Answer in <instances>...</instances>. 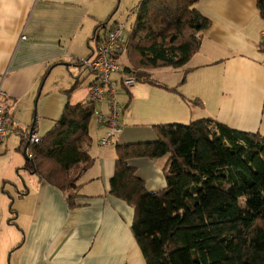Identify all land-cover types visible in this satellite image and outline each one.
Returning a JSON list of instances; mask_svg holds the SVG:
<instances>
[{
    "label": "crops",
    "instance_id": "1",
    "mask_svg": "<svg viewBox=\"0 0 264 264\" xmlns=\"http://www.w3.org/2000/svg\"><path fill=\"white\" fill-rule=\"evenodd\" d=\"M106 6L105 0H0V89L11 128L32 127L41 139L67 102L88 103L93 76H85L84 99L75 98L84 75L67 67L88 56V39ZM195 8L209 24L199 33L200 48L173 68L176 80L165 83L178 84L187 69L178 94L133 86V103L126 116L121 110L120 132L107 145L101 144L107 128L90 119L86 150L93 162L78 172L74 207L58 188L23 169L27 140L6 136L0 146V264H146L131 229L134 206L110 191L115 145L154 141L153 124L204 117L264 133V0H197ZM110 77L117 83V75ZM76 78L81 83L68 94ZM127 162L146 190L166 187V157Z\"/></svg>",
    "mask_w": 264,
    "mask_h": 264
},
{
    "label": "trees",
    "instance_id": "2",
    "mask_svg": "<svg viewBox=\"0 0 264 264\" xmlns=\"http://www.w3.org/2000/svg\"><path fill=\"white\" fill-rule=\"evenodd\" d=\"M196 2L140 0L129 27L127 20L110 21V14L94 26L86 58L119 28L122 50L114 54L117 71L110 76L117 75L119 84L122 75H130L134 83L178 94L187 69L171 86L153 78L147 69L180 68L200 48L199 33L209 21L195 8ZM122 55L127 62L121 64ZM81 60L74 65L83 66L86 77L93 76L91 88L97 74ZM85 76L81 75L82 81ZM78 79L68 94L79 87ZM130 90L122 110L129 104ZM94 106L90 98L88 103L67 102L56 124L38 143L27 146L29 159L23 169L63 192L69 207L76 204L79 170L93 162L86 146L91 141L88 127ZM152 128L154 141L115 145L110 181L111 193L134 206L131 229L146 264H264V135L211 117L162 122ZM164 156L166 187L148 191L127 161Z\"/></svg>",
    "mask_w": 264,
    "mask_h": 264
},
{
    "label": "built area",
    "instance_id": "3",
    "mask_svg": "<svg viewBox=\"0 0 264 264\" xmlns=\"http://www.w3.org/2000/svg\"><path fill=\"white\" fill-rule=\"evenodd\" d=\"M119 28L109 32L107 36L95 48L94 55L90 58L82 59V63L96 72L97 79L89 91V98L95 102L92 108V115L98 125L105 126L108 130L107 136L101 140L102 145L109 144L110 140L117 137L120 132L118 116L122 110L117 101V83L110 78V73L117 71V59L114 54L121 51ZM260 50L263 53L264 65V29L260 33ZM121 84L125 89H131L134 85V78L130 75L121 76ZM5 92L0 89V146L6 136L14 133L32 143H38L40 137L36 133H29L27 127L11 128L9 119L4 115Z\"/></svg>",
    "mask_w": 264,
    "mask_h": 264
},
{
    "label": "rangeland",
    "instance_id": "4",
    "mask_svg": "<svg viewBox=\"0 0 264 264\" xmlns=\"http://www.w3.org/2000/svg\"><path fill=\"white\" fill-rule=\"evenodd\" d=\"M105 1L107 3V6L103 10V13L101 15V19H102L101 21L105 20L110 14H113L110 21H114V20H117V21L118 20H124L125 21V20H127L126 24L129 27V22H132L134 20L133 10L135 9L136 5L139 3L140 0H105ZM87 50H90L89 46H88ZM120 61H121V64L127 62L126 56L122 55L120 57ZM63 64L66 65L65 63H63ZM68 64H70V63H68ZM67 68L70 70H73V69L78 70L79 69L78 72L82 76L83 75L85 76L86 72H87L85 70V68H83V66H81V68H80L76 65H73V66H69ZM59 69H61V71H64V69H66V68L61 67ZM150 72H151V76L153 78H155L156 80H158L162 83H167V84L174 82L176 80L177 74H178V72L176 70H173V67H169V66L152 68V70ZM136 85H142L141 87H144L147 84H145L143 82H136V83H134V88ZM118 86H119V91H121L118 94V100L120 101V103L123 107L126 104V102L128 101L129 95H128V91L125 89V87L121 83H119ZM87 89H88V85L86 86V80H84V82H82L81 86L77 89V92L75 94V98L84 99ZM132 103L133 102H130V100H129L128 106L131 107ZM128 106H127V108L122 110L121 115L123 112H125V116H126ZM138 107H140V104L136 103L135 107H133V111H134V109H136ZM93 119L94 118L91 117V124H92ZM152 124H153V122H152ZM255 132H258V133L264 135L263 129L256 130ZM1 184H2V182H0V186H1ZM3 185H5V189L11 190L9 188L10 185L7 182H5ZM2 199L4 200L5 198H2ZM6 259L8 260V256H6Z\"/></svg>",
    "mask_w": 264,
    "mask_h": 264
},
{
    "label": "water",
    "instance_id": "5",
    "mask_svg": "<svg viewBox=\"0 0 264 264\" xmlns=\"http://www.w3.org/2000/svg\"><path fill=\"white\" fill-rule=\"evenodd\" d=\"M66 65H68V63H65ZM32 127H30V129H29V133L31 134L32 133ZM28 144H29V141L27 140L26 141V143H25V145H24V148H23V154H24V157L26 158V159H29V156L27 155V146H28Z\"/></svg>",
    "mask_w": 264,
    "mask_h": 264
}]
</instances>
